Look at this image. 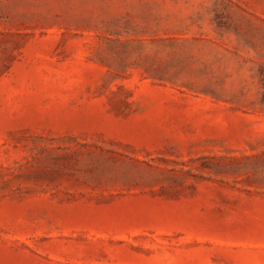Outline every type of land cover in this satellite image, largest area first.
<instances>
[{"label": "rangeland", "instance_id": "1", "mask_svg": "<svg viewBox=\"0 0 264 264\" xmlns=\"http://www.w3.org/2000/svg\"><path fill=\"white\" fill-rule=\"evenodd\" d=\"M0 264H264V0H0Z\"/></svg>", "mask_w": 264, "mask_h": 264}]
</instances>
